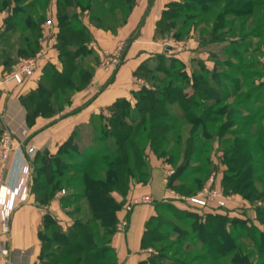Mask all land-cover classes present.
<instances>
[{"label":"trees","instance_id":"1","mask_svg":"<svg viewBox=\"0 0 264 264\" xmlns=\"http://www.w3.org/2000/svg\"><path fill=\"white\" fill-rule=\"evenodd\" d=\"M13 1L15 4L12 7V13H9L5 19V27L0 33V38L4 33L17 31L19 28L31 31L32 36L26 35L18 45L17 58L34 55L40 46V24H36L28 17L25 6L16 4V2L19 3V0ZM130 1L131 3L127 4L128 10L131 9L134 0ZM192 1L198 5L205 6L207 4V0ZM7 2V0H3L0 5V12L5 10L3 8L6 7ZM72 2L74 0H58L56 3L59 7V31L56 45L59 64L55 65L50 62L45 64L37 87L20 96V101L27 110L29 126H32L38 117H52L56 110H60L70 103L72 95L84 89L92 79L94 66L87 61L92 54V36L86 26H81L73 17H69L66 9ZM179 7L184 8V6ZM25 15L27 17L23 20L22 17ZM177 16L178 13L169 12L166 7L157 23L156 35L166 28L168 18ZM98 27L103 28L104 26L100 23ZM5 38H10V35ZM86 50L89 51L84 54ZM2 55L1 52L0 60L7 66L13 56L4 60ZM168 55L163 51L155 55L154 58L160 59ZM79 56H83L87 61V71L80 72L83 62L77 61ZM151 61L153 60H146L137 68L136 75L138 77L144 79L149 75L148 73H151L152 68L149 66ZM169 61H171L170 66L166 68L158 66L156 71L168 74L170 68H176L177 65L185 66V63L180 59L174 58ZM201 67V74L194 75L193 80H191V92H185V90L173 88V86L162 89L141 87L133 94L134 103L126 98H119L107 108L110 113L109 116L100 113L94 116L88 125L76 127L72 135L60 144L55 154L48 150L35 152L32 192L35 194L38 204L48 205L53 200L54 194L48 195L49 198L44 202L46 197H43L41 191L47 190V188L56 191L58 179L67 172L64 164L60 162V157H72L71 151L77 149V139L83 138V130L88 127L90 129L97 127L92 130V140L89 143L91 145H96L99 141H105L109 137L113 138L112 154H99L91 151L89 154L80 155L83 162L74 171L80 175L75 180L80 181L81 195L87 202L86 216L76 219L72 225L65 229L51 213L44 214L39 227L41 252L39 262L35 264H118L116 252L111 246L112 236L117 229V212L125 203L130 185L132 183L146 184L150 179L147 148L158 159H163L173 165L177 156L170 153L167 146L172 140L175 126L182 120H187L193 127L205 129L211 127L214 122L211 117L216 114L217 110L208 109L205 106L211 103L212 98L218 102L217 91L219 92V90L216 86L211 85L210 87V82H207L209 75H211V79L215 78L216 75L205 69L206 67L204 68L203 65ZM60 99H63V104H57ZM197 108L201 111L196 117L192 111ZM246 119L241 116L239 122L244 123ZM223 129L226 128L223 127ZM229 131L234 132L232 129ZM240 131L242 132L239 135L243 136H250L259 132L254 130ZM89 132L91 131L89 130ZM88 136L90 137V134ZM246 140H238L227 151L226 164L228 170L224 172L222 187L225 193H237L247 200L253 201L264 198V189L260 190L256 187V181L260 180L261 182L264 177L255 174L256 171L264 169V160L256 158L253 154V151L260 147L261 139L258 138L251 143ZM194 145L195 140H190L187 145L188 149L185 151L188 162L179 166L169 177L168 187L176 189L177 182H182L184 179L181 175L192 171L188 164L191 160V153L197 151ZM193 183L197 185L196 190L200 189L203 184L199 178ZM114 194L121 195L123 200L118 201ZM69 201L70 199L66 200V202ZM164 207H171V204L169 202L156 204L157 213L147 221L145 226L141 240L142 248H153L166 238L162 232L167 227L164 225L160 213ZM199 220L197 216V221L194 224L191 222V229L204 242L212 245L218 254L225 255L228 251H234L237 248L231 232L235 231L234 235L241 234L236 227L238 224L244 223V220L229 219L224 215L211 214L207 215L205 219ZM257 220L264 226V206L258 207ZM227 225L231 229L229 232ZM253 231L259 233V238L251 231L253 233L250 235L252 241L256 244V249L263 253L264 231L259 230L257 226L253 227ZM245 232L250 233V229L246 228ZM219 239L221 241L217 244L215 240L218 241ZM157 253L142 261L141 264H158L156 259H158L157 255L159 254ZM232 261L234 264H251L245 258L238 256H235Z\"/></svg>","mask_w":264,"mask_h":264},{"label":"rangeland","instance_id":"2","mask_svg":"<svg viewBox=\"0 0 264 264\" xmlns=\"http://www.w3.org/2000/svg\"><path fill=\"white\" fill-rule=\"evenodd\" d=\"M7 1L9 3L7 2L3 9L12 13L15 2L13 0ZM2 2L3 0H0V5ZM57 2L58 0H19V3L16 2L18 6L26 7V14L33 22L40 24V46L34 55L17 58L18 45L26 35L32 36L31 31L19 28L17 31L4 33L0 38V53H3L4 60L13 56L7 64L8 74L14 71L21 60L35 57L44 49L49 29L52 26L56 30L54 36L58 35L59 7ZM130 3V0H74L70 6H67L66 11L69 17H73L81 26L87 25L89 27V24L99 26L102 23L104 26L102 29L115 30L125 21L127 4ZM206 3L204 6L194 3L192 0H174L166 5L169 12L178 13V16L168 18L166 30L158 32L156 38L163 42L162 52L167 49L169 55L160 59L153 58V61L149 63L152 68L151 73H148L149 75L142 80L144 82L143 87L148 89L173 86V88L191 92V80H193L194 75L201 74V65L215 73V78L211 79V75H209L207 77L209 81L206 79L208 83L210 82V87L211 85L216 86L219 90V92L217 91L218 102L212 98L211 103L205 106L208 109L217 110L216 114L211 117L214 120L212 126L205 129L202 127L195 128L187 120H182L175 126L172 140L167 146L168 151L177 156L175 164L172 165L163 159L161 160L170 167L168 178H166V181H169V177L177 168L188 162L185 151L188 149L189 141L195 140L194 146H196L197 151L191 153V160L188 164L192 171L181 175L184 179L182 182H177V190L168 187L169 193L174 191L180 196H193L203 190L213 176L216 179L214 184L228 198V202L226 206L215 210L202 209L181 198L174 202L162 201L171 204V207H164L160 211L163 223L167 227L162 232L166 238L157 243L155 247L144 249L147 258L158 252V259H156L158 264H234L232 260L235 256L243 257L251 264H262L264 252L260 253L256 249L257 246L250 235L254 233L259 238V233L253 231L254 226L264 231V226L257 220V209L264 206V198L249 201L240 194L225 193L222 180L224 172L228 170L226 164L227 151L238 140L247 139L246 141L251 143L258 138L261 139L260 147L255 149L253 154L256 158L264 160V128H262L264 127V0H207ZM179 6H184V8ZM52 7L56 12L54 20H52ZM27 15L22 17L23 20ZM9 35L10 38L6 39L5 37ZM56 45L57 42L54 43V48L57 50ZM125 46L126 44H122L119 51L124 50ZM87 51L89 50L84 51V54ZM109 54L103 53L105 59L101 61V64L104 70L110 72L116 68L120 60L116 57L115 59L111 58L113 56ZM177 54L184 56V60H182L185 63L184 67L175 63L176 68H170L168 74L156 71L158 66L160 68L170 66L171 61L169 60L179 59ZM77 61L83 62L80 72L88 70L87 61L90 62V60L86 61L83 56H79ZM63 102V99H60L57 104H63ZM200 111L201 109L197 108L193 109L192 112L197 117ZM105 114L110 115L108 111ZM241 116L247 118L244 123L239 122ZM229 126L238 135L230 132ZM223 127L226 129L224 130ZM96 128L90 129L88 127L83 130V138L77 139V149L71 151V158L60 157V162L64 164L67 172L58 179L56 191L50 188L41 191L43 197H46L44 202L50 194H54V197L60 201L59 210L62 211L63 217H55L65 229L72 225L76 219L84 218L87 213V202L81 195L80 181L75 180L80 175L74 170L83 162L80 155L89 154L91 151L99 154L113 153L112 137L105 141H99L96 145L89 144L92 140V130ZM4 129L5 126L0 116V136ZM240 130L259 132L250 136H243L239 135L242 132ZM22 134L25 138H19L17 137L18 134L13 132L15 143L22 142L29 135L27 130H23ZM29 139L31 140L30 136ZM26 140L27 143L30 142L28 138ZM151 154L154 153L147 148L148 161ZM33 168L32 166L31 175ZM255 174L264 177V169L256 171ZM197 178L203 182L198 190H196L197 185L193 183ZM256 187L263 190L264 180L256 181ZM189 191L192 192L188 193ZM34 197L36 201L35 194ZM67 198L70 199L69 202H66V200L68 201ZM40 199L42 198L40 197ZM129 206L132 207L131 204ZM209 214L244 220V223L238 224L236 227L241 234L234 235L235 231L231 232L234 238L233 242L237 244L234 251H228L225 255L218 254L212 245L204 242L191 229L190 224L197 221V216L203 220ZM120 222L116 226L118 229L127 228L128 221L125 228H119ZM246 228L250 229V233L245 232ZM227 230L228 232L231 230L228 225ZM220 241V239L215 240L217 244ZM149 249H152L153 252H150ZM9 257L10 253L6 260L0 259V263L7 264Z\"/></svg>","mask_w":264,"mask_h":264},{"label":"crops","instance_id":"3","mask_svg":"<svg viewBox=\"0 0 264 264\" xmlns=\"http://www.w3.org/2000/svg\"><path fill=\"white\" fill-rule=\"evenodd\" d=\"M174 0H134L123 24L115 30L102 29L96 25L87 26L92 36V54L89 59L93 64V76L89 84L75 92L70 103L56 110L50 118L38 117L32 126L27 122V110L20 101V96L35 89L41 77L43 67L48 62L58 65V52L54 48L57 36L52 26L45 42L40 61V68L22 84L4 81L8 74V66L0 62V116L5 128L10 129L17 137L25 138L23 130H27L28 140H22L23 149L33 146L37 151L48 150L55 154L61 143L67 140L76 127L88 125L92 118L106 113L107 108L119 98H126L134 103V92L143 87L144 82L136 75L137 68L146 60L152 59L162 52L163 42L156 38V26L162 17L166 5ZM52 20L55 9L52 7ZM8 11L0 12V33L5 27ZM122 44L124 50L119 51ZM164 46V45H163ZM173 47V46H171ZM167 53V49L163 50ZM112 53L111 58L120 60L112 71L104 70L101 61L103 53ZM179 59L183 55L177 54ZM109 57V56H107ZM31 137V140L29 139ZM34 154L17 153L12 156L6 172L5 184L13 187L19 177L21 167L27 160L33 166ZM150 179L146 184L132 183L125 203L117 212L118 222L127 220L124 230L116 229L112 236L111 246L116 252L118 264H141L147 259L141 240L147 221L157 213L156 204L168 201L169 189L166 178L170 167L154 154L149 157ZM145 195L153 198V203L140 200ZM118 201L123 197L114 194ZM139 201V202H136ZM136 202V203H134ZM131 204L129 210L127 206ZM60 201L57 197L48 205H40L31 198L30 203L20 205L14 212L10 226V257L7 264H35L39 262L41 241L39 227L44 214L51 213L57 218L63 217ZM62 214V215H61ZM5 264V263H0Z\"/></svg>","mask_w":264,"mask_h":264},{"label":"built area","instance_id":"4","mask_svg":"<svg viewBox=\"0 0 264 264\" xmlns=\"http://www.w3.org/2000/svg\"><path fill=\"white\" fill-rule=\"evenodd\" d=\"M44 51V50H43ZM43 51L41 50L37 56L21 60L15 67L14 71L5 76L4 81L7 83L14 82L22 84L24 80L32 76L40 68V60ZM22 142L15 143L13 132L5 128L0 136V259L6 260L10 253L9 236L12 216L15 210L23 204H28L33 197L32 192V166L25 160L21 167V171L16 184L9 187L5 184L6 172L13 155L17 153L34 154L36 149L33 146H27L23 149ZM215 177H211L207 185L198 194L190 197L180 196L171 191L167 200L174 202L176 200L186 199L190 204L206 209H217L226 206L228 198H226L221 190L214 184ZM168 181V180H167ZM63 193L65 191L63 190ZM145 203H152L153 198L145 195L142 200ZM139 202V201H136ZM134 202V203H136ZM130 210L131 207L129 206ZM127 221H122L119 228H125ZM153 252L152 249H149Z\"/></svg>","mask_w":264,"mask_h":264}]
</instances>
